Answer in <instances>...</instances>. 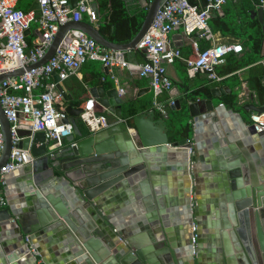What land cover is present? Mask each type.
Masks as SVG:
<instances>
[{"label": "water", "instance_id": "1", "mask_svg": "<svg viewBox=\"0 0 264 264\" xmlns=\"http://www.w3.org/2000/svg\"><path fill=\"white\" fill-rule=\"evenodd\" d=\"M166 1L150 0L139 32L124 45L106 41L85 21L62 25L44 56L27 70L45 64L71 29L82 31L106 49L145 54L144 49L138 51L136 46ZM75 3L76 0H71L72 7ZM93 7L96 8V4ZM38 9L35 2L31 10ZM252 15L258 17L264 31V9L258 7ZM28 32L26 30L25 35ZM170 47L175 46L170 44ZM22 73L23 70H17L0 75V83ZM53 80L65 98L56 74H53ZM172 91H177V87L169 93ZM221 91L213 89L212 96ZM90 93L95 107L107 117L106 128L84 135L77 125L82 110L68 107L69 118L64 123H70L73 132L60 147L50 149L52 143L45 141L43 132L30 138V132L19 131V136L23 137L19 147L29 149L33 159L19 170V189L24 194L25 207L22 210L11 206L0 209V264H36L28 249L37 251L31 239L38 236L55 245L59 264H210L209 258H215V247L223 251L224 264H264V173L258 176L252 164L245 162L250 160L249 149L264 167V145L248 144L242 136L219 125L211 100L200 99L199 95H185L175 100L171 110L179 111L184 104L193 125L197 127V121H203L206 131L216 141L215 146L221 148L220 156L206 170L213 173L211 190L205 201L207 212L199 211V190L194 174L196 157L191 156L194 202L189 206L191 203L185 192L175 204L186 205L190 216L189 219L184 217L181 209L171 218L159 208L157 192L160 190L155 186V169L164 166L165 149L186 152L191 143L187 139L173 141L165 118L154 120L153 112L135 116L133 126L128 125L124 100L118 96L116 88L105 91L103 87H94ZM244 110L249 115L262 112V108L253 105ZM0 123L4 140L0 156L2 168L9 159L12 142L10 125L1 106ZM248 128L255 135L254 130ZM224 133L231 139L237 136L236 141L241 139L239 145L244 146L240 151L243 156L236 148L234 151L222 148ZM256 136L264 137L262 134ZM72 143L75 146H71ZM229 152L232 155L229 156ZM187 163L184 162L183 170V175L187 176L186 188L191 185ZM132 200L136 202L134 205ZM109 203L118 204L120 213L131 218L128 226L113 235L112 240L106 233L95 230L92 219L95 209L104 211ZM193 224L196 226L195 255L188 252L191 246L188 248L187 242ZM205 229L208 239L202 233ZM233 244L241 250L238 257L233 255Z\"/></svg>", "mask_w": 264, "mask_h": 264}, {"label": "built area", "instance_id": "2", "mask_svg": "<svg viewBox=\"0 0 264 264\" xmlns=\"http://www.w3.org/2000/svg\"><path fill=\"white\" fill-rule=\"evenodd\" d=\"M17 0H0V75L23 70L19 76L9 77L0 83V106L10 125L12 147L7 163L0 168V209L8 205L4 194L6 176L20 170L32 162L29 149L19 147L23 137L19 131L33 134L43 132L45 141L51 142L50 149L60 147L62 142L71 136L73 127L64 123L69 118L66 109L62 107L63 96L57 90V83L52 80L56 74L59 83L69 76L78 75L79 70L87 61H96L112 70L114 68L135 70L139 77L146 78L152 91V108L163 118L167 116V108L174 105L173 100L166 104L159 101L163 92H168L172 81L166 72V66L181 60L186 65L189 77L204 74L211 81H220L217 67L225 63L227 54H240V44H219L214 42V35L209 27L212 11H220L228 1L236 0H206L205 6L191 5L187 0H167L158 11L151 27L137 44L138 51L145 50V62L131 63L125 59V52L109 50L98 45L82 31L71 29L63 38L54 55L43 65L27 70L38 62L50 47L59 27L70 22L85 21L97 27V12L93 7L95 0H76L71 6V0H35L39 9L22 11L16 9ZM257 6L264 9V0H256ZM37 25V36L31 47L26 41L25 31L30 25ZM182 29L186 36L195 34L198 39H206L211 45L198 50L193 46L196 57L192 60L181 56L180 50L169 45L168 34L175 28ZM118 96L122 97L123 89L118 88ZM262 112L250 115L249 126L257 134L264 135V105ZM79 119L89 132L106 128L107 118L95 112V100L90 98L81 106ZM71 146H75L72 143ZM4 149L2 125L0 123V156ZM187 150V172L191 180L189 201L194 202L191 168L193 163L192 146ZM196 226L191 228V252L195 254ZM31 255L35 254L29 249Z\"/></svg>", "mask_w": 264, "mask_h": 264}, {"label": "crops", "instance_id": "3", "mask_svg": "<svg viewBox=\"0 0 264 264\" xmlns=\"http://www.w3.org/2000/svg\"><path fill=\"white\" fill-rule=\"evenodd\" d=\"M239 2L235 5L234 1H228L222 7L226 6V10L237 19V28L231 33L222 35L220 32H212L214 35V42L219 44H240L242 46V52L236 54L237 57L243 58L250 53L248 31L249 28H244L243 18L245 16V11H249L248 16L250 19H258L257 16H253L252 12L255 11L258 6L254 4L253 0H238ZM18 0L16 1L17 5ZM145 0H137L138 7H144ZM35 0H22L20 8L31 9ZM199 6L202 7L199 3ZM134 7V6H132ZM222 16V10L218 12ZM259 21V19H258ZM264 21V16H263ZM37 25L32 23L29 28V32L26 38L31 41V46L37 36ZM97 29V28H96ZM211 30V29H210ZM169 45L173 44L172 48L180 50L181 56L185 59H194L196 57V51L193 46L195 42L198 46V50H204L211 45V42L206 39H198L195 34L186 36L182 29L172 30L168 34ZM130 52V51H129ZM136 52V51H133ZM128 53V52H125ZM234 54V53H232ZM126 58L129 56L132 59H137L134 54L125 55ZM261 59L253 64L243 67L234 74L217 75L221 78L220 81H211L204 74H196L193 77H189L186 71L185 64L181 60H176L172 65L166 66V72L172 81V87H177V91L170 90L168 92H163L159 96V101L167 103L169 100H177L185 95L194 96L199 95L200 99H208L212 101L215 108V118L219 122V125H225L226 129L234 131L238 136H242L246 143H253L254 145H264V137L256 136L249 132V122L250 115L244 110V107L253 105L256 108H261L264 105V94H258L256 91L252 90L248 85V78L251 77L258 70L263 71V75L260 78V83L264 86V40L261 50ZM125 58V59H126ZM138 63V62H137ZM141 63V62H140ZM225 64V63H224ZM223 64V65H224ZM221 65V66H223ZM219 66V67H221ZM217 67V68H219ZM53 80V77H52ZM54 81V80H53ZM60 87L65 94V98L62 101V107L67 109L71 107L73 109H81L84 102L92 98L90 90L94 87H103L105 91L112 88L123 89L124 94L122 99L125 102H134L138 107L146 106V110L139 113H154V120L162 118L158 112H156L151 105L152 101V91L149 86V82L146 78H141L138 76L135 70L119 69L114 68L109 70L105 68L102 63L96 61H87L83 64L79 70L78 75L69 76L66 80L60 82ZM213 89H222L218 92V95L212 96L211 91ZM216 94V93H215ZM234 99V100H233ZM233 100L232 104L231 102ZM183 106V104H182ZM170 108V107H169ZM176 111V110H175ZM95 112L101 114V111L95 107ZM171 119H176L180 117V113L168 114ZM107 118V117H106ZM164 118V117H163ZM192 126V140L191 146L193 149V156L196 157L194 161V174L197 180V188L199 190V208L201 213H206V199L211 190V183L213 173L206 171L207 167L214 164V161L219 157V146L216 145V141L213 139L212 134L206 131V125L203 121H197L198 126L193 125L191 118H186L182 120V123L189 122ZM166 122V121H165ZM179 125V119L176 122ZM87 129V128H86ZM222 132L224 131L222 126ZM81 131V130H80ZM196 132V133H194ZM233 136V135H232ZM197 138V139H196ZM225 144L222 148L231 151V149L236 148L238 154L240 153L241 139L236 141L237 136L233 139L227 137L224 133ZM218 147V150L216 149ZM166 162H164L163 167L155 169V186H158L160 192H157V197L159 200V208L164 214L173 218L174 215L179 214L181 209L184 212V217L189 219V210L186 209V205H175L177 200L183 197L182 193L187 192L189 199L190 186L186 188L187 176L183 175L184 162L187 161V150L185 151H168ZM250 155V160H245L246 164H252L253 171L258 175L264 173V167L262 164L256 160L252 155V151L247 150ZM228 155H232L231 152ZM243 156V155H242ZM169 167V168H168ZM180 169V170H179ZM6 183L4 186V194L8 200V205L3 209L15 208L16 210H22L25 207L24 194L19 189L21 184L20 172L19 170L14 171L6 176ZM182 185V186H181ZM190 185V184H189ZM195 186V185H194ZM188 189L187 191L185 190ZM192 189L195 191L193 185ZM183 190V192H181ZM154 198V195L152 196ZM176 200V201H175ZM136 202L132 200L134 205ZM136 207V206H135ZM120 206L116 203H109L106 205L105 210L95 209L93 219V227L98 232L106 233V237H110V240L114 239L112 236L119 234L122 228L127 227L131 222V218L127 215L121 214ZM181 215V214H180ZM179 215V216H180ZM206 217V216H204ZM202 218L201 216L199 217ZM191 230H189L190 234ZM205 234L206 239H208V230L202 231ZM119 237H117L118 239ZM35 251L34 255L28 254L34 257L36 264H59L57 262L56 248L55 245L47 241L44 237L38 236L31 239ZM119 240V239H118ZM29 250V249H28ZM23 264V263H22ZM29 264H33L30 262ZM209 264V262H208Z\"/></svg>", "mask_w": 264, "mask_h": 264}, {"label": "trees", "instance_id": "4", "mask_svg": "<svg viewBox=\"0 0 264 264\" xmlns=\"http://www.w3.org/2000/svg\"><path fill=\"white\" fill-rule=\"evenodd\" d=\"M144 7H138L137 0H95L96 12H97V30L99 34L108 42L117 45H124L129 43L139 32L142 22L146 15L147 7L150 0H145ZM191 5L205 6L206 0H187ZM252 1V0H251ZM235 2V1H234ZM239 1L236 0L235 5ZM254 4L257 6V1L253 0ZM22 0H18L16 9H20ZM227 5V4H226ZM134 6V7H132ZM28 10V9H27ZM26 9L22 11H27ZM222 16L218 11H212L211 17L209 19V27L212 32H220L222 35L231 33L237 28V19L231 15L225 7H221ZM249 11H245V16L243 18L244 28H249V33L247 35L250 41V53L243 58L237 57L236 54L229 53L225 58V64L217 68V73L219 75L234 74L238 70L245 66L255 63L260 60L261 50L264 40L263 27L258 21V19H250L248 16ZM233 33V32H232ZM28 46L31 47V41L26 38ZM203 50V49H202ZM134 54L137 59H132L131 57L125 56L126 60L131 63L145 62V55L140 52L130 51L127 54ZM184 63V62H183ZM185 64V63H184ZM186 67V65H185ZM263 75V71L258 70L251 77L248 78L249 87L256 91L259 95L264 94V86L260 83V78ZM234 100V99H233ZM233 100L229 102L232 104ZM146 106H137L134 102H125L123 106L124 116L128 125L133 126V118L139 113L146 110ZM186 107L183 104V109L179 111H173L171 108H167V116L164 117L167 126L170 128L169 135L173 136V141H179L187 139L189 143L192 140V126L190 121L185 124L182 120L188 118ZM180 113V117L176 119H171L168 114ZM179 119V125H176ZM77 125L84 135H88L89 131L86 129L85 125L80 119L77 120Z\"/></svg>", "mask_w": 264, "mask_h": 264}, {"label": "flooded vegetation", "instance_id": "5", "mask_svg": "<svg viewBox=\"0 0 264 264\" xmlns=\"http://www.w3.org/2000/svg\"><path fill=\"white\" fill-rule=\"evenodd\" d=\"M187 242H188V248L191 246V243H190V237L189 236H187ZM233 246V255L235 256V257H238L239 256V254H241V250H239V248L238 247H236L235 246V244H233L232 245ZM221 248V247H220ZM215 249V254H214V260L210 257L209 259V261H210V264H224L223 263V261H222V258H221V255H223L222 253H223V251H221V249H220V251H218L217 250V248L215 247L214 248ZM254 250V249H253ZM191 252V250L190 249H188V252ZM189 254V253H188ZM192 254V253H191ZM253 254L255 255L256 254V252H253ZM190 255V254H189ZM195 255V254H194ZM206 263H207V261H206Z\"/></svg>", "mask_w": 264, "mask_h": 264}, {"label": "rangeland", "instance_id": "6", "mask_svg": "<svg viewBox=\"0 0 264 264\" xmlns=\"http://www.w3.org/2000/svg\"><path fill=\"white\" fill-rule=\"evenodd\" d=\"M25 1H27V0H25Z\"/></svg>", "mask_w": 264, "mask_h": 264}, {"label": "bare ground", "instance_id": "7", "mask_svg": "<svg viewBox=\"0 0 264 264\" xmlns=\"http://www.w3.org/2000/svg\"><path fill=\"white\" fill-rule=\"evenodd\" d=\"M191 230V229H190Z\"/></svg>", "mask_w": 264, "mask_h": 264}]
</instances>
